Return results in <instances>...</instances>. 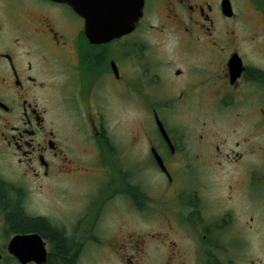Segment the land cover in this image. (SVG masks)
<instances>
[{"label": "flooded vegetation", "instance_id": "flooded-vegetation-1", "mask_svg": "<svg viewBox=\"0 0 264 264\" xmlns=\"http://www.w3.org/2000/svg\"><path fill=\"white\" fill-rule=\"evenodd\" d=\"M260 129L264 0H144L100 42L66 3L0 0V264L59 251L16 205L70 264H264Z\"/></svg>", "mask_w": 264, "mask_h": 264}, {"label": "water", "instance_id": "water-1", "mask_svg": "<svg viewBox=\"0 0 264 264\" xmlns=\"http://www.w3.org/2000/svg\"><path fill=\"white\" fill-rule=\"evenodd\" d=\"M70 4L87 19V33L95 41H108L129 33L142 16L144 0H56Z\"/></svg>", "mask_w": 264, "mask_h": 264}, {"label": "trees", "instance_id": "trees-1", "mask_svg": "<svg viewBox=\"0 0 264 264\" xmlns=\"http://www.w3.org/2000/svg\"><path fill=\"white\" fill-rule=\"evenodd\" d=\"M9 207L11 206L12 202L8 200ZM9 221L11 222L12 226L16 230H40L42 234L45 236H49L50 238H54L57 241L58 245V254L53 258L54 264H70L65 258L69 254L70 245L61 237L57 236L54 232H52L49 227L41 220H29L26 219L18 206L13 208L9 215Z\"/></svg>", "mask_w": 264, "mask_h": 264}, {"label": "rangeland", "instance_id": "rangeland-1", "mask_svg": "<svg viewBox=\"0 0 264 264\" xmlns=\"http://www.w3.org/2000/svg\"><path fill=\"white\" fill-rule=\"evenodd\" d=\"M164 49L171 50L172 49V45L168 42L167 47H165ZM173 109H177V108L173 107ZM140 112H141L140 111V107H137V116L138 117L140 116ZM141 120H143V118ZM138 121H139V119H138ZM262 131L264 132V129H260V141L264 142V135H263ZM41 207L42 208L44 207L42 203H41Z\"/></svg>", "mask_w": 264, "mask_h": 264}]
</instances>
